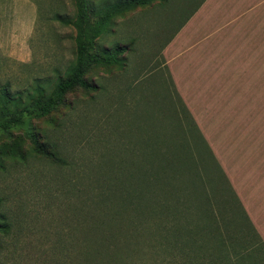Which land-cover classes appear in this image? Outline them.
Listing matches in <instances>:
<instances>
[{"label": "rangeland", "instance_id": "1", "mask_svg": "<svg viewBox=\"0 0 264 264\" xmlns=\"http://www.w3.org/2000/svg\"><path fill=\"white\" fill-rule=\"evenodd\" d=\"M88 1L94 22L105 0ZM259 7L264 12V0ZM145 11H125L101 32V52L126 49L86 74L88 89H73L47 116L0 133V215L7 225L0 261L53 264L51 244L95 221L115 248V264H247L245 255L256 252L245 249L252 234H241L237 215L232 232L239 235L222 243L201 202L206 194L224 222L229 208L241 207L264 245L263 84L260 92L247 82L226 84L239 98L231 100L235 114H205L185 101L182 113L176 105L184 137L175 99L162 97V82L169 91L175 86L162 51L174 29L164 31V20ZM75 13L74 0H0V114L12 111L8 97L28 106L50 94L55 75L66 74L74 29L60 21ZM246 92L261 97L247 99ZM187 115L199 133L188 130L196 125ZM236 251L241 258H233ZM258 256L255 264H264Z\"/></svg>", "mask_w": 264, "mask_h": 264}, {"label": "crops", "instance_id": "2", "mask_svg": "<svg viewBox=\"0 0 264 264\" xmlns=\"http://www.w3.org/2000/svg\"><path fill=\"white\" fill-rule=\"evenodd\" d=\"M261 1L164 0L146 9V13L156 12L164 20V31L174 29L162 51L172 52L171 59L165 52L163 55L185 109L183 101L188 108L197 105L205 114H235L231 100L238 97L233 98L228 90L229 82H247L260 92L264 86V39L256 38L264 35ZM246 95L247 99L261 97L248 92ZM196 128L200 132L197 125ZM232 129L235 130L234 123ZM218 165L219 172L225 174ZM227 179L232 184L239 180Z\"/></svg>", "mask_w": 264, "mask_h": 264}, {"label": "trees", "instance_id": "3", "mask_svg": "<svg viewBox=\"0 0 264 264\" xmlns=\"http://www.w3.org/2000/svg\"><path fill=\"white\" fill-rule=\"evenodd\" d=\"M74 1L76 13L74 14L73 19H65L64 21H60L61 24L66 26L70 24V26H72V28L74 29V58L72 64L68 67V69H66L67 71L64 76H54L55 78H53V83H55L53 84V88L50 94H48L45 98L37 99L28 106H19V103L17 102L14 96L13 98L8 97V102L12 107V111L9 114H0V133L14 129L15 127L22 125L24 122L30 121L32 119L47 116L53 109H55L61 104L64 99V96L69 91L79 87L88 89V84L85 81L86 74L90 72L93 68L100 67L104 62H107V64L111 63L112 61L116 62L119 57L118 52L120 51L119 53H122L126 49L122 46L117 45V47H115L114 50H112L111 52H101L100 46L96 43L101 32L106 28L107 25L110 24V21L113 20V17L120 16L125 11L130 10L131 12L136 8L141 9L144 7L146 9H150L156 3H162L164 0H111L109 2L105 0L103 3L104 5L102 7H106V11H104L101 16L94 22H92L89 17L90 11H93V5L90 4L88 0ZM47 82L49 83L51 81L48 80ZM161 85L166 91V95L163 94L162 97L170 98L171 96H173L172 98L175 99V102L170 99L172 113L176 117L175 120L177 125H179V130L182 132L183 136L186 137V131H184L183 129L182 120L176 115L178 111L175 106L177 105L178 108L180 107L182 113H186L185 107L183 106L180 98L177 96V93L175 92L173 87H171L172 91H169L165 83L162 82ZM2 98L3 99L1 104L6 102L5 98L7 97L6 95H4V93ZM143 104L145 105V101ZM186 117L191 122L192 127H194V123H192L189 115H187ZM188 130H192L195 131V133H199L195 127L192 129L190 128ZM203 144L204 146H206L204 142ZM177 146L180 147L181 145L178 144ZM187 147L194 162L195 160L193 154H191L192 147L188 143ZM195 147L196 145H194V148ZM43 153L48 154L47 150H43ZM194 166L196 167V162L194 163ZM199 177L201 180V176ZM195 182L197 181L195 180ZM224 182L226 183V179H224ZM190 187L191 189H194L193 186ZM190 194L191 193L188 192L186 196H189ZM138 195L139 194L135 196L134 200L140 198ZM206 195L208 196V194ZM207 196H205L201 202L205 203V206L203 205V208L207 210V213L210 216V218L208 219V223L210 224V228L211 226L213 227L212 232H214L217 237L219 236L223 243V239L228 238L229 236L227 235L232 232V219H235V217L238 215V218H241L242 220L240 229L241 234L247 236V234L250 233L252 234V238L254 240V242H252L251 244L250 241L245 242L247 245H245V249L247 251H250V248L251 250L256 248L255 253H253L252 251L249 255H245L244 259L247 261L246 263L255 264L258 255V257H260L261 260L264 262V245L257 233L253 230L248 219L245 217L244 212L241 211V207L237 205L238 209H236L235 206L229 208L232 209V211L229 212L231 218H229L228 221L224 222L225 220H223V217L216 215V211H214V208L216 207H213L212 202H210V198ZM135 206L136 210L137 208H142V206ZM233 208H235V210H233ZM142 215L143 211L142 214L139 213L137 217H140ZM2 217L3 216L0 215V231L6 233L7 225L3 224ZM92 217L94 216L92 215ZM203 220L205 221L206 219ZM83 228L84 227H79V229H75L72 232V236L69 240H64L60 237L56 239L50 247L51 253H53V257H49L47 263L52 262L53 264H115L116 259L112 257L114 256L115 250L113 251V249L115 248H113V244L110 242V240L104 237L105 229L99 225V222L92 221L91 224L89 223L88 225H86V228L84 230ZM233 232L237 234L239 233L236 232L235 229ZM242 245L244 246V244ZM237 251L233 253V258L235 259L236 257L241 258V255L239 254L240 252ZM0 264L8 263L6 261H0ZM10 264H15V262H12Z\"/></svg>", "mask_w": 264, "mask_h": 264}]
</instances>
